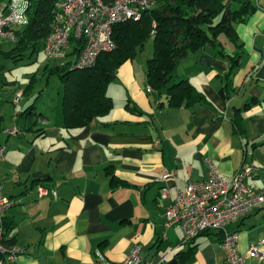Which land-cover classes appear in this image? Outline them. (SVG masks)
Segmentation results:
<instances>
[{"label":"crops","instance_id":"1","mask_svg":"<svg viewBox=\"0 0 264 264\" xmlns=\"http://www.w3.org/2000/svg\"><path fill=\"white\" fill-rule=\"evenodd\" d=\"M252 1L257 9L247 22L235 23L236 39L221 34V45L176 65L171 84L187 80L205 97L193 106H170L166 91L148 84L146 64L140 75L134 58L118 68L117 89L108 85L113 108L81 127L64 125L62 104L40 112L37 100L22 105L35 77L14 98L0 94V144L6 146L0 184L18 202L5 218L15 225L9 237L25 248L1 264H101L99 253L122 261L137 245L145 260L161 264H182L178 253L194 245L188 264H227L221 231L185 242L180 225L166 228L164 213L178 190L207 178L206 158L228 176L256 167L246 183L264 188V0ZM32 105V115L23 114ZM14 126L17 132L9 133ZM165 170L173 176L159 180ZM112 173L120 182H112ZM227 230L239 233L246 253L264 238V205ZM247 264L264 260L250 257Z\"/></svg>","mask_w":264,"mask_h":264},{"label":"trees","instance_id":"2","mask_svg":"<svg viewBox=\"0 0 264 264\" xmlns=\"http://www.w3.org/2000/svg\"><path fill=\"white\" fill-rule=\"evenodd\" d=\"M111 1V0H105ZM152 8L144 9L139 20L117 23L113 36L116 48L102 53L94 67L73 69L71 64L58 63L45 70L58 74L64 83L62 112L64 125L68 128L81 127L93 119L107 114L113 108V99L107 88L118 68L136 56L139 48L152 37L154 55L148 59L146 78L148 84L157 91H166L172 107L193 106L205 100L204 95L195 91L187 80L171 84L176 65L191 54L209 46L221 45L219 37L225 34L237 38L235 23L247 22L257 9L252 0H155ZM54 0H31L29 23L14 28V46L2 52L14 60L38 54L52 31L55 18ZM225 57V54H222ZM240 53L233 59V66L240 64ZM224 93V89L221 90ZM225 96V95H224ZM256 101V100H255ZM264 102V100H263ZM254 103V102H253ZM253 103H249L251 105ZM34 105L23 114L31 116ZM241 114L237 112L234 123L241 127ZM112 182H120L112 173ZM125 184V182H123ZM6 244L15 242L9 237L15 225L4 216ZM210 230L204 231L206 233ZM196 246L178 253L182 264L192 260ZM1 257V255H0Z\"/></svg>","mask_w":264,"mask_h":264},{"label":"built area","instance_id":"3","mask_svg":"<svg viewBox=\"0 0 264 264\" xmlns=\"http://www.w3.org/2000/svg\"><path fill=\"white\" fill-rule=\"evenodd\" d=\"M55 18L52 31L45 40L44 52L48 59L70 63L73 69L94 67L102 53L110 52L117 44L113 36L117 23L134 20L142 16L144 9L152 8L155 0H54ZM31 0H8L0 4V41L16 40L14 28L29 23ZM23 92L17 94L18 101ZM17 126L9 129L16 133ZM5 144H0V159H4ZM208 176L206 179L190 182L184 190H178L173 202L165 208V226L180 225L184 241H190L204 231L217 230L223 233L222 245L226 252L227 264H247L250 257L264 260V238L250 246L246 253L239 247V233L227 230V225L246 216L253 209L264 205V188H252L246 178L256 167H243L228 176L219 171L214 162L206 158ZM173 176L166 171L163 180ZM41 193L48 189L40 186ZM54 195L56 191L52 189ZM163 197L169 195L163 188ZM17 200L7 196L0 184V264L3 259H16L25 248L4 241L5 212L17 204ZM140 245L135 246L122 261H111L101 253V264H161L145 260L140 254Z\"/></svg>","mask_w":264,"mask_h":264},{"label":"rangeland","instance_id":"4","mask_svg":"<svg viewBox=\"0 0 264 264\" xmlns=\"http://www.w3.org/2000/svg\"><path fill=\"white\" fill-rule=\"evenodd\" d=\"M13 46V41H0V94L9 99L14 98L18 89L26 87L32 77H35L33 87L21 101L22 105L37 100L39 112L45 108L54 111L55 106L61 109L64 83L58 74L51 75L49 70H45L48 64L52 67L56 65L55 63H61V61L48 59L43 49L33 56L27 55L23 59L14 60L13 57L6 56L2 52V50H9ZM154 50V39L152 37L145 42L143 48H139L134 57V63L140 75L142 74L141 63L146 64L147 69L148 59L154 55ZM12 80L16 81L12 82ZM121 81L115 75L111 81L110 89L112 91L116 90L118 83Z\"/></svg>","mask_w":264,"mask_h":264},{"label":"water","instance_id":"5","mask_svg":"<svg viewBox=\"0 0 264 264\" xmlns=\"http://www.w3.org/2000/svg\"><path fill=\"white\" fill-rule=\"evenodd\" d=\"M169 264H178V261L176 259H174Z\"/></svg>","mask_w":264,"mask_h":264}]
</instances>
